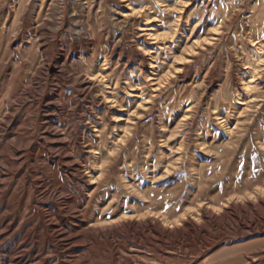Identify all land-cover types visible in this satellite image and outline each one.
<instances>
[{"label":"rangeland","instance_id":"obj_1","mask_svg":"<svg viewBox=\"0 0 264 264\" xmlns=\"http://www.w3.org/2000/svg\"><path fill=\"white\" fill-rule=\"evenodd\" d=\"M0 264H264V0H0Z\"/></svg>","mask_w":264,"mask_h":264}]
</instances>
